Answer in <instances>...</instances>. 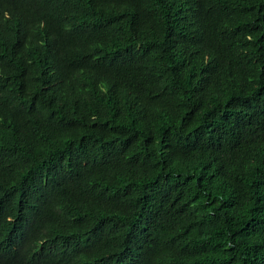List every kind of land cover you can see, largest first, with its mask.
Returning <instances> with one entry per match:
<instances>
[{
	"label": "trees",
	"instance_id": "obj_1",
	"mask_svg": "<svg viewBox=\"0 0 264 264\" xmlns=\"http://www.w3.org/2000/svg\"><path fill=\"white\" fill-rule=\"evenodd\" d=\"M0 264H264V0H0Z\"/></svg>",
	"mask_w": 264,
	"mask_h": 264
}]
</instances>
